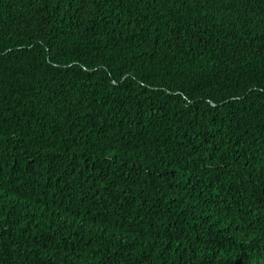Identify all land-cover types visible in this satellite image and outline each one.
I'll return each instance as SVG.
<instances>
[{
	"label": "trees",
	"instance_id": "trees-1",
	"mask_svg": "<svg viewBox=\"0 0 264 264\" xmlns=\"http://www.w3.org/2000/svg\"><path fill=\"white\" fill-rule=\"evenodd\" d=\"M0 264H264V0H0Z\"/></svg>",
	"mask_w": 264,
	"mask_h": 264
}]
</instances>
